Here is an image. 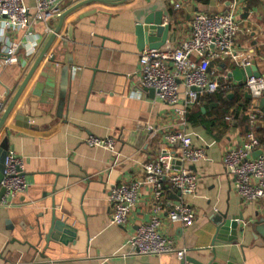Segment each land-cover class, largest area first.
<instances>
[{
    "label": "crops",
    "instance_id": "crops-1",
    "mask_svg": "<svg viewBox=\"0 0 264 264\" xmlns=\"http://www.w3.org/2000/svg\"><path fill=\"white\" fill-rule=\"evenodd\" d=\"M81 1L64 0L63 13ZM164 1L171 15L166 44L179 45L189 38L198 14L225 12L230 0H174V5L171 0ZM24 3L31 9L35 6V0ZM144 5V0L118 6L91 3L71 12L16 108L30 118V128L17 125L12 115L0 132V143L7 137L9 153L24 159L30 187L26 197L15 199L10 207L0 206V264H178L177 256L170 254L128 256L130 238L140 225L150 221L152 199L146 188L125 226L112 223L110 202L113 186L144 180L142 165L157 156L165 135L174 132L185 133L195 147L205 148L207 158L196 165H184L200 177L195 195L179 197L165 185V201L193 207V224L186 227L169 223L166 210L161 232L179 250H186L185 258L207 262L215 249L219 264H264V248L253 246L250 229L235 243L212 247L217 217L243 214L245 224L240 225L246 228L264 220V200L245 204L234 191L233 177L223 164L226 151L245 145L248 109L261 110L260 100L248 99L242 87L235 94L239 102L234 106L228 105L234 100L228 96L233 94L222 96L227 105L217 101L220 95H213L190 110L186 125H182L173 107L140 88L142 51L135 35L133 11ZM177 5L182 8L177 9ZM239 16L242 32L236 40L237 62L212 63L210 72L216 76L252 61L264 75V0H240ZM58 24L56 19L49 23L53 33L44 34L38 54L26 68L3 65L0 54V116ZM36 30L42 33L44 26L38 25ZM51 57H55V64L45 70ZM219 83L225 85L221 78ZM142 126L151 134L137 146L141 140L137 130ZM126 132L130 135L123 140ZM256 134L264 142V113ZM90 137L113 139L117 152L88 147ZM54 200L57 211L78 229L77 238L74 244L62 246L58 252L48 251L42 258L26 241L37 222L43 223L45 234L51 227ZM54 232L61 234L59 229Z\"/></svg>",
    "mask_w": 264,
    "mask_h": 264
},
{
    "label": "built area",
    "instance_id": "built-area-1",
    "mask_svg": "<svg viewBox=\"0 0 264 264\" xmlns=\"http://www.w3.org/2000/svg\"><path fill=\"white\" fill-rule=\"evenodd\" d=\"M64 0H35L33 9L24 0H0V54L5 66L26 68L38 54L44 34L53 30L49 23L62 15ZM177 9H181L177 5ZM240 0H230L228 10L219 13L198 14L191 24L188 39L179 45L166 44L158 50L146 48L139 59V82L144 91H153L155 99L173 107L186 125L189 111L199 107L204 98L213 95L237 94L240 87L230 78V73L216 76L210 72L212 63L237 62L236 40L242 32L239 16ZM43 25L42 33L37 32ZM243 62L240 68L250 66ZM225 82L220 85L219 79ZM253 100L264 98V75L247 78L242 86ZM3 103L0 101V109ZM261 110L248 109L249 128L246 143L241 148L226 151L223 164L233 177V189L247 205L264 200V144L256 135ZM86 144L93 149L117 152V143L111 138L90 137ZM261 152L258 158L254 156ZM207 158L206 149L195 147L191 138L183 132L168 133L157 156L142 165L143 181H131L113 186L110 192L112 223L125 226L137 207L142 189L146 188L152 199L150 221L138 227L130 238L128 256L147 257L176 255L179 260L186 250H179L171 238L161 232L162 215L167 210L169 223L191 226L196 213L189 204L168 202L166 184L172 193L195 195L199 175L184 165H196ZM1 186L5 196L0 206L10 207L19 195H26L29 184L25 178V161L10 152L6 158Z\"/></svg>",
    "mask_w": 264,
    "mask_h": 264
},
{
    "label": "water",
    "instance_id": "water-1",
    "mask_svg": "<svg viewBox=\"0 0 264 264\" xmlns=\"http://www.w3.org/2000/svg\"><path fill=\"white\" fill-rule=\"evenodd\" d=\"M131 0H83L78 3L76 6L71 8L65 13H62L58 18L59 21L58 27L55 30L54 34L51 35L49 41L46 46L42 50L39 58L36 63L30 70L28 76L24 80L20 89L17 91L7 109L0 116V132L4 128L6 122L14 115V122L17 125L23 124L22 126L26 128H30V118L22 115L19 111H16L20 98L28 87L30 81L35 75L37 69L41 65V63L45 60L46 55L48 54L50 48L54 44L57 39V36L60 34L65 18L74 10L91 3H103L112 6L124 5ZM145 5L141 8L133 11V20L135 23V35L138 39V48L140 51H144L146 48L152 50H158L166 45L168 42L169 34L171 31V15L169 12L168 5L164 0H144ZM171 5H174V0H171ZM164 20L166 23L164 24ZM55 64V57H51V59L46 63L45 70H51L53 65ZM230 78L233 79L234 84L238 87H242L246 82L247 78H260L262 76L259 68L257 66L256 61H252L250 66L246 68H235L230 73ZM151 94L154 93L150 91ZM248 99H252L249 94H246ZM229 99H234L235 95H229ZM261 111L264 113V98L260 100ZM138 135L140 139L138 141L137 146L140 145L141 142H144L146 137H148L151 133L148 131L147 127H138ZM127 132L123 135V140L128 137ZM9 154V141L8 138H4L0 143V202L2 198L5 196V189L1 186V183L4 178L5 171V162L6 158ZM262 153H257L254 158H258ZM54 193L56 189H53ZM29 192V191H28ZM27 195V194H26ZM26 195H19L15 199L19 197H26ZM180 197L181 194L177 193ZM12 200L11 204L14 203ZM57 201L53 202V217L51 227L46 231L43 223L40 222L35 225V227L28 233L29 238L26 241V245L29 246L37 255L40 257L46 258V253L50 252H58L60 247H68L70 244H74L77 238L78 229L69 221L67 217H64L63 212L57 211ZM62 214V215H61ZM60 217V218H59ZM59 218V219H58ZM217 226L216 235L214 237L212 247L215 248V245L222 244L228 245L235 243L239 240L240 236H244L247 233V230L250 229V234L253 239V246L264 248V220L257 221L254 223L248 224V228L243 227L240 223L245 224V219L243 214H240L238 217H231L229 215H222L221 217H217L214 221ZM57 224V225H55ZM54 229H59L61 234L54 232ZM63 235V236H62ZM68 237V238H67ZM212 257L209 258L207 262L198 261L192 259L190 257L179 260L178 264H219L217 263V253L214 249L212 251ZM206 260L207 258H205Z\"/></svg>",
    "mask_w": 264,
    "mask_h": 264
},
{
    "label": "trees",
    "instance_id": "trees-1",
    "mask_svg": "<svg viewBox=\"0 0 264 264\" xmlns=\"http://www.w3.org/2000/svg\"><path fill=\"white\" fill-rule=\"evenodd\" d=\"M222 96H223V95L216 96V97H217V98H216L217 101H220V102H222L223 104L227 105L228 103H227V104L225 103V101H226L225 99H226V98H224V97H222ZM205 99H211V97H210V96H209V97H206V98H204L203 100H205ZM238 102H239V99L236 98V99H234L233 101H230L228 105H233V106H234V105H237ZM246 102H247V101H246ZM243 107H245V106H243ZM244 110H246V108H244ZM244 110H243V111H244ZM238 118H239V114L236 115V119H238ZM256 129H257V127H256ZM255 132H256V130H255ZM256 135H257V134H256ZM257 137H258V136H257ZM258 139L260 140V142H261L262 144H264V142L262 141L263 138H262L261 136H260V138L258 137Z\"/></svg>",
    "mask_w": 264,
    "mask_h": 264
}]
</instances>
